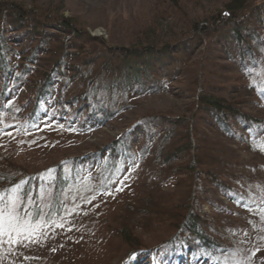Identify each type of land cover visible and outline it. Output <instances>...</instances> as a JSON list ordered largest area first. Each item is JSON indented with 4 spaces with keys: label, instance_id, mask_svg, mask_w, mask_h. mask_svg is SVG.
<instances>
[{
    "label": "trees",
    "instance_id": "1",
    "mask_svg": "<svg viewBox=\"0 0 264 264\" xmlns=\"http://www.w3.org/2000/svg\"><path fill=\"white\" fill-rule=\"evenodd\" d=\"M69 1L0 0L1 133L45 152L87 142L144 96L189 90L191 103L184 113L139 114L117 137L45 169L0 153V207L15 194L19 212L61 217L81 179L103 192L126 177L130 196L89 217L103 240L117 241L114 253L125 245L123 264L140 253L216 255L244 221L234 206H264V179L243 175L230 148L264 137V0H226L224 14L201 18L181 0H156L148 18L132 17L136 33L120 47L64 16ZM169 19L179 22L170 34Z\"/></svg>",
    "mask_w": 264,
    "mask_h": 264
},
{
    "label": "rangeland",
    "instance_id": "2",
    "mask_svg": "<svg viewBox=\"0 0 264 264\" xmlns=\"http://www.w3.org/2000/svg\"><path fill=\"white\" fill-rule=\"evenodd\" d=\"M155 1L70 0L63 15L76 19L77 25L81 28L86 27L92 35L103 36L108 44L117 47L128 46L136 33V28L129 25L132 17L140 15L144 20L148 18L151 15L149 10L151 4ZM181 1L188 15L201 18L216 10L217 15L224 14L220 8L226 0ZM125 20L126 24H122ZM169 20V23L164 22V29L168 34L172 33L173 27L174 31L177 30L176 27L179 25V22ZM196 58L193 57L186 62L181 84L187 83L185 81L187 77L192 76L194 68L191 61ZM192 97L193 93L189 90L173 96H144L135 102L130 111L122 113L124 118L96 131L87 142L82 139L83 143L77 141L76 145L69 144L52 150L47 146L45 152L33 150V144L25 149L14 143L8 134L0 132V153L14 156L17 164L24 167L34 170L45 169L48 165L54 164L59 157L62 159L85 154L90 143L99 144L109 137H117L128 126L130 120L139 114H153L158 111L184 113ZM230 148L233 149V157L239 163L243 175L264 179V137L252 148L234 144H231ZM84 173L83 170L80 176ZM92 189L91 181L81 179L74 189L70 188L67 191L62 216L51 219H46L44 215L34 218L31 213L25 215L19 212V198L15 194L11 195L8 207L14 204L19 217L28 222L30 229L35 231L25 232L22 236L16 237L17 243L10 242L8 237H0V264H123L125 261L123 257L126 255L125 245L118 253H114V248L119 247L115 246L117 241L113 240L111 243L103 240L105 239L103 233L99 235L89 225V217L97 216L98 210L107 201L114 205L119 197L130 196V181L125 177L115 189L113 188L114 190L99 192V186L95 191ZM226 201L225 204L232 207ZM202 209L210 213L212 207L205 203ZM233 209L242 213L244 221L235 229L234 236L226 237L227 244L215 247L216 255L213 254L214 251L210 255H202L193 251L195 249L172 250L163 254L140 253L127 259L126 264H264V206L248 211L237 209L236 206ZM90 210L95 213L90 215L92 213ZM15 235L13 233V236ZM25 236L28 239H25Z\"/></svg>",
    "mask_w": 264,
    "mask_h": 264
},
{
    "label": "snow or ice",
    "instance_id": "3",
    "mask_svg": "<svg viewBox=\"0 0 264 264\" xmlns=\"http://www.w3.org/2000/svg\"><path fill=\"white\" fill-rule=\"evenodd\" d=\"M2 199L3 197H0V200ZM29 231L35 230L30 229L28 222L19 217L14 204L11 207L0 208V237H8L10 242L17 243L16 237L22 236ZM13 233L16 235L13 236ZM24 238L28 239L27 236Z\"/></svg>",
    "mask_w": 264,
    "mask_h": 264
}]
</instances>
